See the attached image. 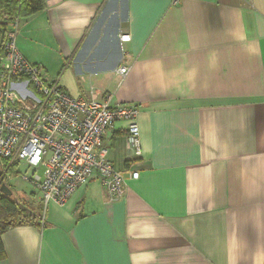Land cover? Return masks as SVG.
<instances>
[{
	"label": "crops",
	"instance_id": "0c3cea01",
	"mask_svg": "<svg viewBox=\"0 0 264 264\" xmlns=\"http://www.w3.org/2000/svg\"><path fill=\"white\" fill-rule=\"evenodd\" d=\"M16 46L72 97L136 106L142 155L116 121L121 196L94 175L42 204L0 264H264V0H46Z\"/></svg>",
	"mask_w": 264,
	"mask_h": 264
},
{
	"label": "built area",
	"instance_id": "2783aa9c",
	"mask_svg": "<svg viewBox=\"0 0 264 264\" xmlns=\"http://www.w3.org/2000/svg\"><path fill=\"white\" fill-rule=\"evenodd\" d=\"M16 30L14 21L0 45V161L14 165L18 173L20 166L34 168L29 177L21 175L40 192L43 206L63 204L94 175L108 198L117 199L124 178L107 158L104 137L116 121H126L129 146L141 156L139 109L70 96L57 81L46 78L41 65L26 60L16 46ZM120 39L128 40L129 35ZM127 70L117 68L121 75ZM130 176L137 178L138 172Z\"/></svg>",
	"mask_w": 264,
	"mask_h": 264
},
{
	"label": "trees",
	"instance_id": "16d2710c",
	"mask_svg": "<svg viewBox=\"0 0 264 264\" xmlns=\"http://www.w3.org/2000/svg\"><path fill=\"white\" fill-rule=\"evenodd\" d=\"M45 8L46 0H0V45L5 38L6 29L10 23L43 11ZM0 166L5 167L6 170L0 183L6 182L5 175L13 173L16 167L14 165L7 166L4 160L0 161ZM12 195L8 197L0 191V260L4 255L1 241L2 233L16 224L32 223L38 225L43 210L42 202L31 200L26 205H22L13 199Z\"/></svg>",
	"mask_w": 264,
	"mask_h": 264
},
{
	"label": "rangeland",
	"instance_id": "374dc122",
	"mask_svg": "<svg viewBox=\"0 0 264 264\" xmlns=\"http://www.w3.org/2000/svg\"><path fill=\"white\" fill-rule=\"evenodd\" d=\"M50 75H53L52 72H49ZM55 76V74H54ZM51 77V76H50ZM56 77V76H55ZM5 167H1L0 166V175H1V179L0 181L4 178V173H5ZM32 171H34V168H28V167H24V166H20L19 168V173L18 171H13V173H8V178L6 180L8 186L11 188V190L13 191V195L12 198L17 200V202L19 204L22 205H26L27 202H30L31 199L29 200L27 197L22 196V195H17L14 191V189H18V187H20L21 190L25 191L26 193H30L31 192V182L27 179H23L21 174H25L27 177H29L32 173ZM37 173L39 176L43 175V170L42 168H39L37 170ZM3 177V178H2ZM6 177V175H5ZM26 187V188H25Z\"/></svg>",
	"mask_w": 264,
	"mask_h": 264
},
{
	"label": "water",
	"instance_id": "95a60500",
	"mask_svg": "<svg viewBox=\"0 0 264 264\" xmlns=\"http://www.w3.org/2000/svg\"><path fill=\"white\" fill-rule=\"evenodd\" d=\"M1 174V173H0ZM0 191L3 195L10 197L12 195V190L11 188L8 186V184L6 182H1L0 183Z\"/></svg>",
	"mask_w": 264,
	"mask_h": 264
}]
</instances>
